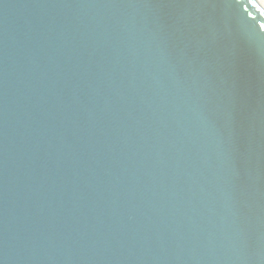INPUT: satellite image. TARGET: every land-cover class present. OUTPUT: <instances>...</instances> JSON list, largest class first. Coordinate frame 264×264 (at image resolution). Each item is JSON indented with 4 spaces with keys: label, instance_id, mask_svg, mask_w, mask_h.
<instances>
[{
    "label": "water",
    "instance_id": "1",
    "mask_svg": "<svg viewBox=\"0 0 264 264\" xmlns=\"http://www.w3.org/2000/svg\"><path fill=\"white\" fill-rule=\"evenodd\" d=\"M0 264H264V0H0Z\"/></svg>",
    "mask_w": 264,
    "mask_h": 264
}]
</instances>
